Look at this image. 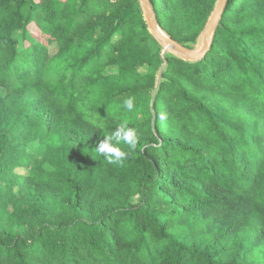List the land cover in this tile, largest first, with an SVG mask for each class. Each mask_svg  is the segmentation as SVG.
Returning a JSON list of instances; mask_svg holds the SVG:
<instances>
[{"label": "trees", "instance_id": "trees-1", "mask_svg": "<svg viewBox=\"0 0 264 264\" xmlns=\"http://www.w3.org/2000/svg\"><path fill=\"white\" fill-rule=\"evenodd\" d=\"M152 2L192 48L216 0ZM168 60L152 108L138 0H0V264H264V0H230L202 61ZM125 120L137 147L109 163Z\"/></svg>", "mask_w": 264, "mask_h": 264}, {"label": "water", "instance_id": "water-1", "mask_svg": "<svg viewBox=\"0 0 264 264\" xmlns=\"http://www.w3.org/2000/svg\"><path fill=\"white\" fill-rule=\"evenodd\" d=\"M230 0H216L204 29L199 35L194 47H187L176 41L160 24L156 9L152 0H138L139 8L150 35L161 47L162 65L157 73V81L153 93L152 108L155 105L157 95L164 80V72L169 65L168 57L172 56L188 63L202 61L213 47L217 30L220 28L222 19L226 13Z\"/></svg>", "mask_w": 264, "mask_h": 264}, {"label": "clouds", "instance_id": "clouds-1", "mask_svg": "<svg viewBox=\"0 0 264 264\" xmlns=\"http://www.w3.org/2000/svg\"><path fill=\"white\" fill-rule=\"evenodd\" d=\"M123 107L129 112L134 109V98L130 97L124 101ZM161 121L167 120V115L161 113L159 115ZM113 141L116 143L114 144ZM123 142L129 147V150H134L138 144L137 131L134 127H129L127 120L120 123L119 127L110 135L106 136L99 144L97 152L104 155L109 163H117L127 157V153L117 145Z\"/></svg>", "mask_w": 264, "mask_h": 264}, {"label": "rangeland", "instance_id": "rangeland-1", "mask_svg": "<svg viewBox=\"0 0 264 264\" xmlns=\"http://www.w3.org/2000/svg\"><path fill=\"white\" fill-rule=\"evenodd\" d=\"M50 51H51V54H55V53L57 52V48H56L55 46H51V47H50ZM140 71L145 73V72H147V68H146V67L141 68ZM29 150H30V152H32V153H36V148L31 147ZM18 173H20V174H25V173H28V170L19 169V170H18ZM139 201H140L139 197H135V198L132 200V203H133V204H137V203H139Z\"/></svg>", "mask_w": 264, "mask_h": 264}]
</instances>
